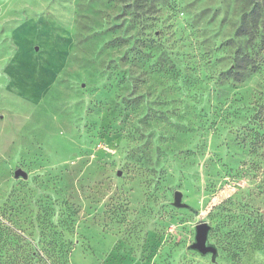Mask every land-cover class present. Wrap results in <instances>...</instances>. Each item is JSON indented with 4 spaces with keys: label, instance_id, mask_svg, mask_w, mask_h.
<instances>
[{
    "label": "rangeland",
    "instance_id": "rangeland-1",
    "mask_svg": "<svg viewBox=\"0 0 264 264\" xmlns=\"http://www.w3.org/2000/svg\"><path fill=\"white\" fill-rule=\"evenodd\" d=\"M251 8L0 0V208L26 238L0 241V264L32 250L67 264H264V44L238 34ZM20 26L37 31L38 78L63 57L35 101L8 88ZM177 190L196 212L172 204ZM201 222L215 258L189 248Z\"/></svg>",
    "mask_w": 264,
    "mask_h": 264
},
{
    "label": "trees",
    "instance_id": "trees-1",
    "mask_svg": "<svg viewBox=\"0 0 264 264\" xmlns=\"http://www.w3.org/2000/svg\"><path fill=\"white\" fill-rule=\"evenodd\" d=\"M243 23L238 27V34H246L249 42L252 44L259 38V43L264 44V0H252V8L243 16ZM260 27V28H259ZM258 29H261L259 32ZM257 32H259L257 34ZM252 61L246 64H250ZM245 68V67H244ZM250 70L255 68V63L250 65ZM231 80L238 81L239 76L235 67L229 70ZM220 73L218 78L224 77ZM15 209L11 206L0 208V241L4 244L12 243L13 239L19 237V240L26 239L22 237V230L14 227ZM19 231V232H17ZM41 252V251H39ZM38 251H28L22 261H11V264H67L63 259H58L53 254L39 253Z\"/></svg>",
    "mask_w": 264,
    "mask_h": 264
},
{
    "label": "crops",
    "instance_id": "crops-1",
    "mask_svg": "<svg viewBox=\"0 0 264 264\" xmlns=\"http://www.w3.org/2000/svg\"><path fill=\"white\" fill-rule=\"evenodd\" d=\"M19 28V30H21L23 33H26L24 34L26 39L24 40L23 36L18 35L20 42H16L19 49L17 50L15 58L8 64V67L6 68V74L10 80L8 88L12 89L13 91L15 90L18 92V94H21L30 101H35L42 97L43 93L51 83L52 77H54V75L61 69L63 57L59 63H55V61H53L51 64L49 63L46 65L45 69L44 67L41 69L47 70L45 72L47 75L46 77L44 75L42 76L41 79L44 80L41 84H39V80L41 79L38 77L40 74L35 73L36 63H33V60L36 56L35 54H37H33V52H36V49L32 42L27 44L26 41L28 38L33 40L36 37L37 31L33 26L26 27V32H24V26H20ZM41 57L44 56H36V58H39L42 62Z\"/></svg>",
    "mask_w": 264,
    "mask_h": 264
},
{
    "label": "water",
    "instance_id": "water-1",
    "mask_svg": "<svg viewBox=\"0 0 264 264\" xmlns=\"http://www.w3.org/2000/svg\"><path fill=\"white\" fill-rule=\"evenodd\" d=\"M19 176L23 178L26 177V173L21 168H17L14 171V177H19ZM181 199H182V193L178 190L174 191L172 204L175 207L187 208L193 212H196V210L193 207L182 202ZM209 228H210L209 225L205 222L198 223L194 228L195 230L194 242L189 245V248L198 251L202 255H206L210 253L211 258H215L216 249L213 245L209 244L207 241V233Z\"/></svg>",
    "mask_w": 264,
    "mask_h": 264
}]
</instances>
